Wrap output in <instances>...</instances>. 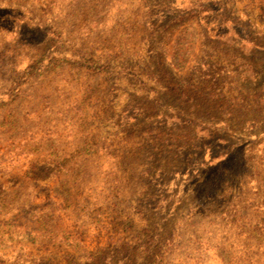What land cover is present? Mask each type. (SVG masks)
Here are the masks:
<instances>
[{
	"label": "rangeland",
	"instance_id": "374dc122",
	"mask_svg": "<svg viewBox=\"0 0 264 264\" xmlns=\"http://www.w3.org/2000/svg\"><path fill=\"white\" fill-rule=\"evenodd\" d=\"M250 43L264 0H0V264H264Z\"/></svg>",
	"mask_w": 264,
	"mask_h": 264
},
{
	"label": "trees",
	"instance_id": "16d2710c",
	"mask_svg": "<svg viewBox=\"0 0 264 264\" xmlns=\"http://www.w3.org/2000/svg\"><path fill=\"white\" fill-rule=\"evenodd\" d=\"M250 44H252L251 45V51L248 53V57L251 55V58H252V59L250 58V60L253 61L259 57V58H261L260 62L264 63V49L261 48L260 45H258L256 43H250ZM242 62L244 63V61H242ZM245 64H247V65L245 67H242V68H244V78H243L244 80H242V81L245 83L247 82V83L251 84V82L254 81V78H253L254 74L261 72V70L259 71V68L257 66L253 65L252 63H247V61H245ZM235 73H236V70H231L228 73L226 70L225 71L226 79H229L230 78L229 75H232ZM236 74H239V73L237 72ZM219 77H220V74H217V73H215V74L207 73V74H204V76H203V78H205V79L212 78V81H216V79ZM236 83H237V81H236ZM254 85H256V83H254ZM244 89H245L246 93L244 92L245 95L243 93V96L240 95V102H241L240 104L237 103L238 98L228 99L227 102H233L234 105H236L238 108L239 107L243 108L245 111H249L250 109H252L254 107H256L257 110H260V111L263 110L264 109V83L261 84L260 89L258 91H256V89H250L248 87H245ZM240 90H243V89L240 87ZM251 98L253 100H251ZM226 160H228V159H226Z\"/></svg>",
	"mask_w": 264,
	"mask_h": 264
}]
</instances>
